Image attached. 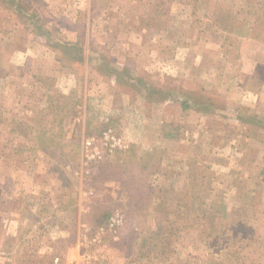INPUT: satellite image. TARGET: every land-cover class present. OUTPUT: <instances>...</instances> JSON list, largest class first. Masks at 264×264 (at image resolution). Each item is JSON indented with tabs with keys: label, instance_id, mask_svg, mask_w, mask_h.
I'll return each instance as SVG.
<instances>
[{
	"label": "rangeland",
	"instance_id": "1",
	"mask_svg": "<svg viewBox=\"0 0 264 264\" xmlns=\"http://www.w3.org/2000/svg\"><path fill=\"white\" fill-rule=\"evenodd\" d=\"M55 258L264 264V0H0V264Z\"/></svg>",
	"mask_w": 264,
	"mask_h": 264
},
{
	"label": "built area",
	"instance_id": "2",
	"mask_svg": "<svg viewBox=\"0 0 264 264\" xmlns=\"http://www.w3.org/2000/svg\"><path fill=\"white\" fill-rule=\"evenodd\" d=\"M122 147L119 137L111 130L105 129L101 131L98 137L86 138L83 142V155L87 161L101 160L105 149L106 152L112 153L116 149ZM118 223L117 219H112L111 226ZM86 261V262H85ZM82 264H94L90 260L85 259ZM52 264H63L58 258H55Z\"/></svg>",
	"mask_w": 264,
	"mask_h": 264
},
{
	"label": "crops",
	"instance_id": "3",
	"mask_svg": "<svg viewBox=\"0 0 264 264\" xmlns=\"http://www.w3.org/2000/svg\"><path fill=\"white\" fill-rule=\"evenodd\" d=\"M82 55H81V58H84V56H86V63L84 62V59H83V67H82V69L84 68V73H85V71H86V68H88V71H86V74L84 75V73H83V75L81 74H79V72H73V69L76 67V65H77V62H79L78 60H75V59H72L71 60V62L72 63H76V64H72L71 65V68H72V70H71V74L68 76V79H67V86H68V88L66 89L65 87H62V89H61V94L62 95H68V94H70V95H75V92H76V95H78L79 94V92H78V88H79V82L81 81V82H83V84H84V82H85V87L83 88V92H84V97H83V99H82V103L83 104H85V103H88V100H86L87 99V97H86V91L88 92V83H89V74H91V72H93L94 74H95V72H97V73H99V75L100 76H102L103 77V75H102V72L103 71H98V70H94V71H92L91 70V67H90V64H89V60H88V56H91V54H90V49H88L87 51H85V50H83L82 51V53H81ZM12 56H13V54H12ZM83 56V57H82ZM67 59H69V58H67ZM10 62H11V60H10ZM12 63V62H11ZM23 63V62H22ZM15 66H18V65H16L15 64ZM104 73V72H103ZM65 76L63 75V74H61L60 75V73L58 72V71H56L55 72V75H53V77H48V78H51V79H54V78H56L57 79V81L58 80H65V78H64ZM105 77V76H104ZM67 78V77H66ZM106 78H108V77H106ZM35 80V84H36V86L37 85H39L40 84V86H41V88L43 89V85L39 82V80L38 79H36V78H34ZM64 88V89H63ZM70 89V90H69ZM85 89V90H84ZM44 92V91H43ZM74 100H76V99H74ZM104 102H105V104L106 103H108L109 104V101L108 100H103ZM75 103H78V104H81V103H79V101H77L76 100V102ZM29 104L28 103H26V107H24V109H29L27 106H28ZM136 113V112H135ZM138 117V118H137ZM140 116H136V119H138L139 120V122H140V118H139ZM16 135H17V133H16Z\"/></svg>",
	"mask_w": 264,
	"mask_h": 264
},
{
	"label": "trees",
	"instance_id": "4",
	"mask_svg": "<svg viewBox=\"0 0 264 264\" xmlns=\"http://www.w3.org/2000/svg\"><path fill=\"white\" fill-rule=\"evenodd\" d=\"M243 35L245 36L246 35V31H245V33H243ZM64 49L66 50L65 52L63 51V55H64V57H66V58H69V59H75V60H78V61H80V58H81V49L78 47V45L77 44H73V45H71V46H65L64 47ZM71 52L73 53V54H71ZM70 54V55H69ZM51 94V93H50ZM54 97H55V95H54ZM52 95H47V98H46V103H47V105L48 106H50L51 108H53L52 107V105H51V103H54L55 101L57 102V100H55V98H54ZM76 103L74 102L72 105H75ZM61 103H58V105L56 104V109H57V112H59V110H60V108H61ZM181 106L182 107H186L187 108V106L185 105V103L183 102V103H181ZM19 126H21V124H19ZM18 126V127H19ZM27 126H29L28 124H27ZM42 134H44V133H42ZM75 147V146H74ZM73 147V148H74ZM67 149L68 148H71L70 146H68V147H66ZM74 149H76V147L74 148ZM76 151H77V149H76ZM77 153V152H76ZM76 158H77V156H76Z\"/></svg>",
	"mask_w": 264,
	"mask_h": 264
}]
</instances>
